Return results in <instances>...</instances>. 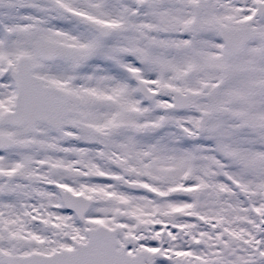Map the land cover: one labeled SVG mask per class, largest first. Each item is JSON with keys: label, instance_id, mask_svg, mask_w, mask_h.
Masks as SVG:
<instances>
[{"label": "snow or ice", "instance_id": "snow-or-ice-1", "mask_svg": "<svg viewBox=\"0 0 264 264\" xmlns=\"http://www.w3.org/2000/svg\"><path fill=\"white\" fill-rule=\"evenodd\" d=\"M0 264H264V0H0Z\"/></svg>", "mask_w": 264, "mask_h": 264}]
</instances>
